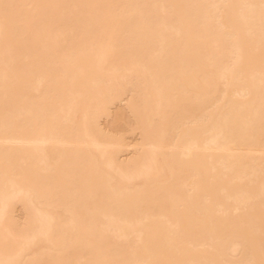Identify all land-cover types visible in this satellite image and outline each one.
<instances>
[{
    "label": "bare ground",
    "instance_id": "bare-ground-1",
    "mask_svg": "<svg viewBox=\"0 0 264 264\" xmlns=\"http://www.w3.org/2000/svg\"><path fill=\"white\" fill-rule=\"evenodd\" d=\"M0 264H264V0H0Z\"/></svg>",
    "mask_w": 264,
    "mask_h": 264
},
{
    "label": "rangeland",
    "instance_id": "rangeland-1",
    "mask_svg": "<svg viewBox=\"0 0 264 264\" xmlns=\"http://www.w3.org/2000/svg\"><path fill=\"white\" fill-rule=\"evenodd\" d=\"M19 208H20V207H19ZM21 209H22V208H20L19 211L17 210L18 212H20V213L17 212V214H19L20 216H21V212H23V211H21ZM22 214H23V213H22Z\"/></svg>",
    "mask_w": 264,
    "mask_h": 264
}]
</instances>
